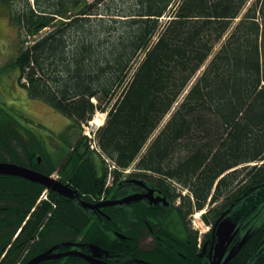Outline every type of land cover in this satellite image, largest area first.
Returning <instances> with one entry per match:
<instances>
[{"label":"trees","instance_id":"obj_1","mask_svg":"<svg viewBox=\"0 0 264 264\" xmlns=\"http://www.w3.org/2000/svg\"><path fill=\"white\" fill-rule=\"evenodd\" d=\"M18 1L22 8L9 10L20 48L13 66L30 99L69 119L71 129L105 112L101 152L122 170L139 157L128 176L188 190L181 198L189 212L238 196L247 210L258 190L264 198V23L252 6L232 25L249 0ZM34 147L0 119V162L50 174L55 167L45 171ZM92 156L80 139L60 172L87 200L100 197L107 178ZM42 190L0 175V242L22 224L21 238L39 234L42 246L80 236L82 220L62 198L50 193L55 208L36 206Z\"/></svg>","mask_w":264,"mask_h":264},{"label":"flooded vegetation","instance_id":"obj_2","mask_svg":"<svg viewBox=\"0 0 264 264\" xmlns=\"http://www.w3.org/2000/svg\"><path fill=\"white\" fill-rule=\"evenodd\" d=\"M49 158L45 171L53 167ZM61 166L52 173L57 172L62 181ZM164 184L155 177L151 181L149 176H127L123 182L106 183L98 201L92 196L87 200L70 186L61 200L68 209L74 208L82 220L79 226L86 230L80 227L78 238L71 240L70 236L42 246L39 234L28 237L30 243L21 238L20 227L0 242V264L12 260L13 264H29L41 256L44 259L35 264H264V198L260 190L247 210L244 196L210 201L207 206L213 205L205 212L207 225L202 229L191 219L197 211L183 208L179 189ZM77 193L79 200L73 201ZM125 199L128 201L123 202ZM100 202L108 205L93 208ZM229 217L234 223L231 230L226 226ZM41 228L42 232L45 227Z\"/></svg>","mask_w":264,"mask_h":264},{"label":"rangeland","instance_id":"obj_3","mask_svg":"<svg viewBox=\"0 0 264 264\" xmlns=\"http://www.w3.org/2000/svg\"><path fill=\"white\" fill-rule=\"evenodd\" d=\"M11 0H0V115L1 120H5L7 123H12V120L8 117H13V119L24 129L28 130V133L32 136V147H40L46 155L51 156L52 159L56 157V153H59L58 156L62 157L69 152L71 147L78 145L81 138L85 137L88 134L93 140V144H96V134L93 135L91 122L96 119L102 118L103 124L100 127L93 128H102L106 122V113L97 112L92 120L89 122V125H85L84 129L82 127L71 129V121L59 113H57L52 108L48 107L43 102L37 100H31L27 96L26 92L19 86L17 82L18 71L12 67L13 61H15L16 56L19 53V44H18V28L15 25L10 23V8L12 11H16L18 8H22V2L15 0L12 6L9 4ZM30 3L32 0H29ZM21 3V4H20ZM255 6L257 12V21L263 26L264 23V0H249L245 5L241 14L238 18L233 21V26L237 25L241 19H243L244 14L247 10ZM168 16L160 19L161 23H165L168 20ZM225 36L224 39H226ZM223 42V40H222ZM30 44V42L28 43ZM219 49V46L214 50L216 52ZM263 69H264V41H263ZM202 73L199 71L197 77ZM96 104V103H95ZM14 115V116H13ZM94 115V114H93ZM166 117L165 121L168 120ZM164 121V122H165ZM69 129V131H67ZM22 135V140L25 145L31 148V145L28 143L29 138L24 136L23 132L20 131ZM158 133V131L152 136ZM65 134V136H64ZM66 138V139H65ZM90 141V139H88ZM70 147V148H68ZM89 148V145H87ZM62 149L63 152L60 154L58 149ZM49 154H48V153ZM144 153V150L143 152ZM94 158V156H92ZM251 166V165H250ZM240 169V168H239ZM134 167L130 169L126 174L127 176L134 173ZM125 176H122V180H125ZM178 188V187H177ZM180 191V189H179ZM182 192V193H181ZM180 195L186 196L187 191H180ZM78 198V197H76ZM74 201L75 199L72 198ZM202 215V216H201ZM206 216V213L198 214L193 220L195 225L199 228L204 229V225L207 223L203 220V217ZM191 218V219H192ZM228 225H226L229 230L234 229V223L229 218L226 219ZM232 222V223H230ZM81 227L82 231L85 227ZM86 230V229H85Z\"/></svg>","mask_w":264,"mask_h":264},{"label":"water","instance_id":"obj_4","mask_svg":"<svg viewBox=\"0 0 264 264\" xmlns=\"http://www.w3.org/2000/svg\"><path fill=\"white\" fill-rule=\"evenodd\" d=\"M0 171L10 172V173L19 175L21 177H24L26 179L41 183L43 185H52V182L46 176L38 174V173H35V172H32V171H30V170H28V169H26L24 167L12 165V164H9V163L0 162ZM54 188H57V189H60V190H68L67 187H62L60 184H57V183L54 184ZM126 201H128V200L125 199L123 202H126ZM106 205H108V204H106V203L96 204V205L93 206V208H97L98 209V208L104 207ZM221 227L224 229L223 226H221ZM50 251H52V250H50ZM44 257L45 256H41V257L37 258L36 260L30 262L29 264H35L38 261L43 260Z\"/></svg>","mask_w":264,"mask_h":264},{"label":"bare ground","instance_id":"obj_5","mask_svg":"<svg viewBox=\"0 0 264 264\" xmlns=\"http://www.w3.org/2000/svg\"><path fill=\"white\" fill-rule=\"evenodd\" d=\"M108 117V116H107ZM102 124H103V120H102V118H99V120H96V119H94L92 122H91V125L93 126V127H100V126H102ZM92 127V129L93 130H95V129H97V128H93ZM107 157V156H106ZM128 174V173H127ZM127 176V175H126ZM122 181H124V180H122ZM55 190H58V189H55ZM188 191V190H187ZM182 193V192H181ZM187 194H189V193H187ZM181 197V196H180ZM74 199H78L79 200V198H75L74 197ZM206 211H201V212H197V213H195L194 214V218L198 215V214H201V213H205ZM205 215V214H204ZM202 216V215H201ZM207 216V215H206ZM193 219V218H192ZM66 245H68V244H66ZM55 248H52V249H50V250H54ZM49 250V251H50ZM47 252V251H46ZM30 263V262H29Z\"/></svg>","mask_w":264,"mask_h":264}]
</instances>
